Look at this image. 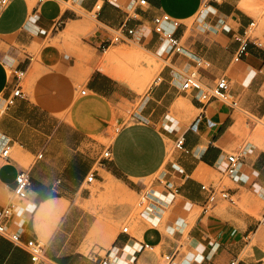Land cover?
I'll list each match as a JSON object with an SVG mask.
<instances>
[{"label": "crops", "instance_id": "0c3cea01", "mask_svg": "<svg viewBox=\"0 0 264 264\" xmlns=\"http://www.w3.org/2000/svg\"><path fill=\"white\" fill-rule=\"evenodd\" d=\"M245 1H12L0 18V98L19 86L24 96L0 110V146L10 147L9 158H0V214L15 205L2 219L24 241L45 243L41 264H100L110 252L111 264H165L167 255L171 264H229L235 257L239 264H264V149L246 144L254 118H264V45L247 38L255 18ZM161 13L180 21L184 53L169 56L154 32L153 18ZM124 23L135 29L132 42L163 63L142 96L97 68L96 58L86 79L71 73L88 47L102 52L99 40ZM242 42L246 50L236 61ZM16 71L25 77L18 80ZM192 72L207 85L227 76L238 108L218 100L204 107L182 89ZM181 136L184 150L175 144ZM244 145L242 172L229 177L227 157ZM108 148L112 158L100 165ZM164 168L169 183L147 191L154 205L128 233L120 229L121 216L106 225L95 217L94 181L142 194ZM23 171L32 184L21 200L14 189ZM203 185L229 191L233 201L210 206ZM0 264L33 262L0 235Z\"/></svg>", "mask_w": 264, "mask_h": 264}, {"label": "built area", "instance_id": "2783aa9c", "mask_svg": "<svg viewBox=\"0 0 264 264\" xmlns=\"http://www.w3.org/2000/svg\"><path fill=\"white\" fill-rule=\"evenodd\" d=\"M13 0H0V18L3 16L5 11L9 8ZM44 1V0H40ZM210 1L217 0H207ZM140 6L147 5V0H136ZM153 30L158 34L163 40L167 42L168 45V55L182 54L185 52V47L181 41V38L177 36L176 31L180 27V21L172 18L167 13H161L153 18ZM63 22L57 24V28L61 27ZM170 27V29L168 28ZM135 29L130 27L127 23L112 29V35L110 38H101L97 43V48L106 52L112 46L118 44H129L134 40ZM240 40V39H239ZM241 41V40H240ZM247 43L242 42L237 56L236 61H239L242 54L246 50ZM25 76V71H16V77L21 80ZM182 89L187 92H192L196 98L207 107L213 101H221L228 103L233 108H238V102L235 101L230 94V80L227 76H222L214 81L213 85H207L203 82L202 78L196 73L192 72L184 77L182 82ZM82 94H86L83 90ZM24 93L19 86L9 97L2 99L0 98V110L3 112L14 104L15 100L19 97H23ZM262 103L264 105V95L262 97ZM256 121V119L254 118ZM3 139V137L1 138ZM176 148L184 150L185 149V138L181 136L176 140ZM248 152V145H244L236 153L230 154L227 157V175L229 177H235L242 172L243 166L245 165V158ZM10 156V147L7 144L0 146V158L3 160L8 159ZM112 151L111 148L106 149L99 161L102 165L105 161L111 160ZM95 179V175L92 174L88 177V183H92ZM31 176L28 171L21 172L16 178V186L14 189L15 196L18 199H26L29 196L31 188ZM203 190L209 192V204L210 206L216 205L219 201H233L231 194L227 190L218 189L217 186H202ZM154 202L151 201L149 193L145 192L141 194L140 205L144 208H152ZM146 204V206H145ZM15 208L14 204H10L0 214V235L11 240L15 245L24 248L31 256L33 264H41L45 258V243L37 239H32L29 241H24L19 233L9 232L4 219L10 218L13 210ZM4 218V219H2ZM264 226V217L261 221ZM125 233H128L129 227L123 229ZM147 247V246H145ZM112 253L110 252L106 258H101L99 260L100 264H111ZM173 261V256L167 255L164 257L165 264H171ZM229 264H239L238 258H233Z\"/></svg>", "mask_w": 264, "mask_h": 264}, {"label": "rangeland", "instance_id": "374dc122", "mask_svg": "<svg viewBox=\"0 0 264 264\" xmlns=\"http://www.w3.org/2000/svg\"><path fill=\"white\" fill-rule=\"evenodd\" d=\"M72 6L71 3L63 4L64 8ZM244 6L255 18L256 24L248 32L247 38L259 41L264 45V0L245 1ZM90 17L92 16L90 15ZM196 19L197 18L190 20L188 24L190 26L194 25ZM88 48L89 50L85 52L82 57L83 61L71 72L73 76L81 80L86 79L93 70V66H91L90 63L96 58L97 68L121 80L128 86L129 90L141 96L144 95L154 83L163 66V63L159 61L156 56L143 49L138 42L118 44L111 47L107 52H97L90 47ZM110 52L115 53L114 57L110 56ZM107 62L109 63L105 70L103 64ZM110 65L112 66L110 67ZM117 73L123 75V78L118 77L119 75ZM127 121L130 122V115ZM247 133L249 135L246 144H254L264 149V118H256V122L247 130ZM173 148V144L170 143L169 158L172 155ZM166 170L167 169L164 168L154 178L147 180L143 184V193L150 191L152 185L155 183L167 185L169 183V176L163 173L166 172ZM217 179H219V176ZM89 187L93 193L92 203L94 207L92 212L95 214V217L105 225L114 222L117 217L121 216L119 226L120 229L123 230L125 227H130L131 222L138 219L140 213L145 209L144 206L140 205L141 194L132 192L117 182H106L101 184L94 181Z\"/></svg>", "mask_w": 264, "mask_h": 264}, {"label": "bare ground", "instance_id": "6f19581e", "mask_svg": "<svg viewBox=\"0 0 264 264\" xmlns=\"http://www.w3.org/2000/svg\"><path fill=\"white\" fill-rule=\"evenodd\" d=\"M255 25H256V24H255ZM251 35H252V34H251ZM249 36H250V35H249ZM109 54H110L111 57H114V55H115L114 52H110ZM110 56H109V57H110ZM109 61H110V60H109ZM150 61H151V60H150ZM108 63H109V62H107L106 64H103V65H104L103 68H104L105 70H106V68H107ZM111 64H113V63H111ZM111 66H112V65H110V67H111ZM117 74L119 75V76L117 75L118 77H122V78H123V75H121V74H119V73H117ZM134 74H135V73H134ZM115 75H116V73H115ZM131 76H132V75H131ZM133 76H134V75H133ZM134 77H136V76H134ZM136 78H137V77H136Z\"/></svg>", "mask_w": 264, "mask_h": 264}]
</instances>
